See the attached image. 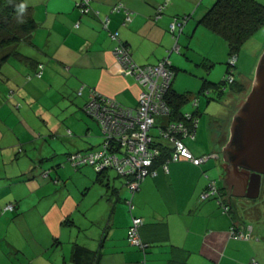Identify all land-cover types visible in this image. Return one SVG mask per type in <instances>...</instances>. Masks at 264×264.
<instances>
[{"label":"crops","instance_id":"0c3cea01","mask_svg":"<svg viewBox=\"0 0 264 264\" xmlns=\"http://www.w3.org/2000/svg\"><path fill=\"white\" fill-rule=\"evenodd\" d=\"M25 2L38 23L33 46L25 51L43 63L42 77L64 80V92L72 90L77 95L83 86L78 95L83 105L90 87L124 105L137 103L140 87L132 76L119 71L113 52L111 36L116 31L140 64L168 56L176 70L172 85L178 91L195 93L203 77L218 80L210 77L206 62H211V67L223 64L219 69L222 74L226 69L225 41L198 23L214 0H91L100 19L108 16L107 27L97 16L80 15L74 0ZM118 3L123 7L115 12L112 6ZM159 5L164 6L162 14L154 19ZM125 7L132 11L130 20L124 19ZM188 14L177 35L180 52H170L174 38L168 23L174 16ZM194 38L196 47H192ZM263 49L264 41L258 51L247 55L252 65L246 75L256 68ZM229 94L237 98V94ZM15 96L28 95L16 89ZM200 106L199 102V111ZM232 112L223 118L208 117L200 131L197 126L195 138L205 146L200 150L188 146L195 156L220 151V144L210 136L211 125L216 118L225 121ZM0 114L8 120L5 135L10 139L6 142L0 137V264H136L141 253L126 239L132 215L144 219L139 232L149 245L146 264H248L252 259L264 264V178L253 195L246 193L247 184L232 191L233 182L227 175L230 168L220 153L214 157L220 156L219 161L208 159L200 165L184 159L170 162L168 171L157 164L156 173L146 177L135 193L131 210L123 200L128 194L124 182H116L118 177L109 174L110 170L103 173L101 182L90 165L73 168L69 164L72 170L68 168L65 152L73 150L71 146H94L87 140L90 131L86 117L72 122L68 137L62 125L45 129L30 123L28 115L18 120L21 114L12 108ZM50 130L56 132L46 139L43 133ZM210 179L224 185L231 205L229 213L221 212L211 197L199 199ZM10 202L16 203V208L2 212ZM233 221L250 223L252 237L231 238ZM74 249L79 250L75 255Z\"/></svg>","mask_w":264,"mask_h":264},{"label":"trees","instance_id":"16d2710c","mask_svg":"<svg viewBox=\"0 0 264 264\" xmlns=\"http://www.w3.org/2000/svg\"><path fill=\"white\" fill-rule=\"evenodd\" d=\"M21 3L25 5V10L23 13H18V6ZM74 7L76 8V10L79 12L80 15H92L95 17L97 16L100 19L99 11L94 9L91 6V0H74ZM159 7L160 5L157 7L158 10H159ZM157 14H162V9ZM155 16H156V10L154 12L153 18L158 19V17H155ZM188 16L189 14L182 15V16H174V17L175 18L178 17L179 19H182V18L184 19V21H182V27H183ZM99 21L103 23L104 20L100 19ZM198 23H200L202 26L207 28L209 31L217 34L225 41L226 46H227V54H228L226 58V63H225L226 69L223 73L222 78L217 81L211 80L207 77L201 78L202 82H201L199 89L196 90L195 93H193L190 91L176 90L172 85L174 83L176 70L173 67L171 62L168 65V67L166 66L168 70L171 72V78L169 80L168 86L163 95V101L165 102V109L163 110V112L152 114L153 122L147 130V134L151 137V142H150L151 146L159 147L161 150L160 153L154 158L152 165H151V169L155 171V173H156L155 166H157V164H160L161 167L163 168V163H165L168 159L169 160L167 161V165L170 162H177L179 160H182V159H179V160L173 161L171 159V150H173V146H172L173 144H172V141L165 138L164 135H161L160 131L163 128H165L170 123L182 122L185 126L191 129L194 132V135L185 136L182 138V141L184 145L192 153V155L195 156L194 153L188 147L186 140L195 139L196 129L198 126V114L202 113L201 111L197 109L198 104L200 102L201 94L205 95L209 101L210 99H215V100L219 99L221 95L225 92L226 87H228L229 91L235 94L245 91L244 86L240 84L241 80H238L236 77L237 75L236 69H235L236 62L238 58V53L241 47L243 46V44L264 24V1L263 0H214V2L207 8V10L198 19ZM37 25L38 23L33 15L32 7L28 5L25 2V0H0V79L6 81V84L8 85L7 87H9L12 84L14 85V87L10 88V90L8 91V98H14L16 90H13V89L18 88V84L15 81L17 79L18 69L19 70L26 69L32 72L31 74H27L25 76L27 80H31L32 78L41 79L42 77L43 63L38 61V59L33 54H30L29 52L25 51L29 47L32 48L33 46L32 36L34 34L35 29L37 28ZM182 27H181V30H182ZM168 29L170 30L169 26H168ZM176 29L175 31H178V28ZM172 33H173L172 37L174 38V43L175 41L176 43H178L177 35H179V31L172 32ZM111 39L114 40L113 50L119 44L126 45L120 38L117 31H116V36L114 38L113 36H111ZM128 51L130 53V56H131L130 58L132 62L135 65L143 69L149 68V66H155L160 61L164 60V58L167 57V56L161 57L154 63L140 64L132 58V54L130 52L129 47H128ZM172 52L179 53L180 48L178 47L177 50H172ZM234 55L236 56V60H235V63L232 65L229 62V58ZM10 59H14V67H12L11 65L10 67L12 70L7 69L5 70L4 74H2L3 68L8 66V61H10ZM168 60H169V57H168ZM204 65L209 70L212 64L211 62L210 63L206 62L204 63ZM124 75L132 76L135 82L139 85L140 89L147 88L145 85L141 86L139 84V80L136 78L134 72L126 73ZM229 75H232L234 77L232 81L227 80ZM11 79H13L12 81L13 83L11 82ZM82 89H83V86H80L77 89V95L82 94ZM21 98L22 97L15 96L14 103H15L16 108L21 107V104L19 103V100H21ZM136 100H137V103L135 106L133 107L127 106L119 102L114 97L102 94L98 92L95 88L90 87L87 92V99H86L83 109L87 117L95 121L98 125L99 142L90 148H83V149L75 148V150L65 152L66 161H68L69 164H71L73 168H78L85 164L91 165L93 169L95 170V172L98 174V177L100 178L101 182H103L104 180L102 178L103 173L109 170L114 171V173L116 174V177L122 178L123 179L122 181L124 182V186L127 188V192H128L127 196L123 200L126 202V204L131 210L134 207L133 197L135 196V193L140 189L139 187L137 190H132L129 187L128 182L131 180V177L127 175H123L111 167L105 168L103 170H96L94 165L88 162L73 163L70 157L73 155H77V154H80L83 156L90 152H96V151L103 150L104 149L103 148L104 139H106V137L112 134V130H109L108 127L104 124L103 119L100 117L99 113L107 112L108 110H111L115 114V113L123 112L124 110H127V109L136 110L139 106L138 94L136 96ZM93 101L100 105V110L98 111V113L95 112L97 115L94 114L93 110L92 109L90 110L89 108V103ZM27 104H28V101H27ZM187 104L191 106V108L193 109L196 108V110L195 109L194 111L189 110L190 108L188 107ZM186 114H189L190 117L188 118ZM21 115L22 117H25V115H28V114L23 113ZM89 125H90V120H89V124L87 127L88 129L87 131H90ZM71 135H72V131L69 128H67L65 136L69 137ZM109 140L113 141V139L111 138H109ZM222 140H225L224 134L222 135ZM115 142H117V144L119 143L118 141H115ZM119 149H120V146L118 144L117 147L109 148V151L111 150L118 151ZM21 151L22 149L19 148L18 153H20ZM195 157H205V159L198 164L193 163L189 159H184V158L183 159L190 161L194 165H200L202 163H205L210 157H218V153H215V155H211L210 153L202 154V155L195 156ZM163 170L166 171L164 168ZM148 176H152V175H148ZM211 180H215L216 185H217V190H219L225 196L224 200L222 201V204H219L217 202L216 194L215 195L210 194L204 199L200 198L201 193L207 188L208 183ZM104 184L107 185V182H104ZM210 197L216 201L221 212L229 213L231 211V205L228 200V193L224 185H221L218 182V179H210L207 182L204 189L199 194L200 200H205ZM8 205H12V208L11 209L7 208ZM16 206L17 204L14 202L7 203L2 207V212L12 211L16 208ZM224 206H227L226 210ZM134 217H140L142 219V223L138 226V229H137V234L140 240V244L132 243L127 233L130 226L132 225V219ZM143 222H144V219L141 216L132 215L130 224L128 225L126 229V239L128 243L134 248H136L141 253V256L137 260L136 264H146V261H147V252H148L149 245L145 241L142 240L140 236V232H139V228L143 224ZM233 222L234 223L230 225L229 230L232 225H235L238 227H244L250 224V223H246L242 225L239 223L240 221L239 222L233 221ZM236 222H238L239 224ZM77 247L81 248L80 246H77ZM78 251L79 250L74 249L73 254L74 255L77 254Z\"/></svg>","mask_w":264,"mask_h":264},{"label":"built area","instance_id":"2783aa9c","mask_svg":"<svg viewBox=\"0 0 264 264\" xmlns=\"http://www.w3.org/2000/svg\"><path fill=\"white\" fill-rule=\"evenodd\" d=\"M122 5L118 3L113 6L112 10L121 11ZM160 10L161 7H159ZM158 16L159 14H156L155 17ZM103 20L104 27H107L109 21L108 16H105ZM126 20H129L128 16ZM182 21H184L183 18L173 17L170 22V31L175 32L176 28H178V31H181ZM112 36L114 38L116 32ZM177 48L178 44L175 41L172 50H177ZM113 52L119 65L121 64V72L124 74L134 72L136 78L139 80V84L141 86L145 85L147 88L140 89L138 93L139 106L136 110L127 109L115 114L111 110L99 113L104 124L109 130H112V134L104 139L103 150L90 152L83 156L80 154L73 155L70 159L73 163L88 162L94 165L96 170L111 167L117 172L131 177V180L128 182L129 187L132 190H137L148 175L155 174V171L151 169V165L154 158L161 151L159 147L151 146V137L147 134V130L153 122L152 114L163 112L165 109L163 95L171 78V72L167 68L170 61L166 57L157 65L143 69L132 62L126 45H117ZM235 60L236 56H231L229 58L230 64L233 65ZM233 79L234 77L232 75H229L227 78L229 81ZM89 108L96 114L100 110V105L93 101L89 103ZM186 115L188 118L190 117L189 114ZM160 133L172 141L173 150H171V159L173 161L184 158L198 164L205 159V157L193 156L184 145L182 138L185 136H193L194 132L182 122L170 123ZM109 138L113 139V141L109 140ZM115 141L119 142L120 149L118 151H109V148L118 146ZM167 161L163 163V168L166 171L168 169ZM210 194H216L217 202L222 204L225 196L217 190L215 180H211L208 183L207 188L201 193L200 198L204 199ZM7 208L11 209L12 205H8ZM224 208L226 210L227 206H224ZM141 223L142 219L140 217H134L132 219V225L127 232L130 241L134 244H140L137 229ZM229 236L233 239L248 240L252 237V225L248 224L244 227L232 225L229 230ZM248 264H259V262L256 259H252Z\"/></svg>","mask_w":264,"mask_h":264},{"label":"rangeland","instance_id":"374dc122","mask_svg":"<svg viewBox=\"0 0 264 264\" xmlns=\"http://www.w3.org/2000/svg\"><path fill=\"white\" fill-rule=\"evenodd\" d=\"M160 7L163 10L164 6L160 5ZM158 12L159 10L156 8V14ZM160 15L161 14H159V16ZM127 16L129 17L130 20L132 16V11L129 8L125 7L124 8L125 20ZM170 22L168 23L169 27H170ZM263 41H264V24L249 39H247V41L243 44V46L241 47L238 53V58L235 67L237 72L236 77L238 80H241L240 84L244 86L245 91L238 93L236 99H234L233 95L231 96L229 94L228 87H226L225 92L217 100L210 99L208 101V98L205 95L201 94L200 96V104H201L200 111L202 113L199 116L200 119L198 124L199 131L202 129L204 125H206L208 117L223 118L230 113L232 106H234L232 109L233 111L232 114L229 117H227L225 121H221V119L216 118L214 119V123L211 125L210 136L213 142H217L218 144H220V151L219 150L217 151L218 153L221 154V156L223 154V149H224L223 146H226L230 136V126L232 122V117L244 102L254 81L255 69L250 74L246 75V73L249 71L252 65L251 58H248L247 55L251 54V52L253 51L256 50L258 51L262 46ZM196 42H197L196 38H194L192 41V45H193L192 47L197 46ZM171 51L172 49L170 50V52ZM11 65L12 67H14V59H10V61H8V66L3 68L2 74H4L5 70L11 69L10 67ZM222 67L223 64L220 63L214 64L212 67H210L209 69L210 77H212V79H218V80L221 79L223 74L222 72L220 73L219 69ZM180 69H183V67H181ZM119 71H122L121 68L119 69ZM31 73L32 72L30 70L18 69L17 79L15 80L17 81L18 88H15L13 90L17 89V91H20L25 95L26 94L28 95L27 98H25V100H24L25 96H23L21 100H19V103L21 104L20 108L15 107V103H14L15 96L14 98H8V91L10 90V88H13L14 85L12 84L9 87H7L8 85L6 84V81L0 79V112H4L6 110H9V108H12L14 109L15 112H18L20 114L27 113L28 114L27 119L30 123L33 122L36 125H40V124L44 125L45 129H47L49 126H52L54 124L55 125L53 127H56V125H62V127H64L65 130L66 128L73 129L72 122L75 121L78 122L80 121V119L82 120L85 119L86 117L88 120H90V125H89L90 134L87 136L88 143L96 145L97 142H99V128L97 123L92 119H90L89 117H87L86 113L84 112L83 109L84 105L79 102L81 101V97L76 95L75 92L72 90H68L67 93L64 92L63 86L61 84L63 83L64 80L58 76H55V78H51V79H48L45 76H43L41 79L32 78L31 80H27L25 76ZM121 73L124 75L123 72ZM12 81L13 79H11V82ZM235 100H237V103L236 102L233 103ZM22 118L23 117L21 115L17 116L18 120ZM24 120L26 119L24 118ZM8 124H9L8 120L4 117V115L0 114V137H5L6 142L10 140L9 137L5 135V129H6L5 127ZM55 132L56 131L50 130L44 132L43 135L45 136L46 139H49L52 138ZM205 133H206V141H207L208 139L207 130ZM223 134L225 135V140H222ZM59 135H64V133L59 132ZM60 139L61 138L58 137V140L63 144L64 140L63 139L60 140ZM186 143L188 146L192 147L193 149H199V150L203 149V145L205 146V143L202 142L198 137L195 139H187ZM207 144H209L208 141ZM71 148L75 150V147L71 146ZM211 155H215V153ZM210 159L212 161L214 160L219 161L220 156L219 159L214 157H210L209 160ZM67 165L68 168L72 170V168L69 165V162ZM214 167L215 164L213 165L212 168L208 170L209 175H211L210 172L211 170H213ZM69 174L70 172H67L66 178L67 180H69V183L71 185V179ZM109 174L116 176L115 173L111 170L109 171ZM119 180L122 181L123 179L118 178L116 182H120Z\"/></svg>","mask_w":264,"mask_h":264},{"label":"water","instance_id":"95a60500","mask_svg":"<svg viewBox=\"0 0 264 264\" xmlns=\"http://www.w3.org/2000/svg\"><path fill=\"white\" fill-rule=\"evenodd\" d=\"M223 148V159L231 171L229 176H240L241 186L253 179V192L249 193L253 195L264 178V49L252 87L232 117L230 136Z\"/></svg>","mask_w":264,"mask_h":264},{"label":"flooded vegetation","instance_id":"af4514ba","mask_svg":"<svg viewBox=\"0 0 264 264\" xmlns=\"http://www.w3.org/2000/svg\"><path fill=\"white\" fill-rule=\"evenodd\" d=\"M226 165H227V162H226ZM229 173H231L230 170H228V173H227L228 176L231 175ZM240 178H241L240 176H237V177H233V175L229 176V179L233 181L232 191L240 190L242 188V186L240 185ZM253 184H254L253 179H250L249 181H247V191H246L247 194L252 193L251 190L253 188Z\"/></svg>","mask_w":264,"mask_h":264},{"label":"clouds","instance_id":"9594fccd","mask_svg":"<svg viewBox=\"0 0 264 264\" xmlns=\"http://www.w3.org/2000/svg\"><path fill=\"white\" fill-rule=\"evenodd\" d=\"M25 10V5L23 3H21L19 6H18V13H23ZM22 19V17H21Z\"/></svg>","mask_w":264,"mask_h":264},{"label":"bare ground","instance_id":"6f19581e","mask_svg":"<svg viewBox=\"0 0 264 264\" xmlns=\"http://www.w3.org/2000/svg\"><path fill=\"white\" fill-rule=\"evenodd\" d=\"M151 144V143H150Z\"/></svg>","mask_w":264,"mask_h":264}]
</instances>
